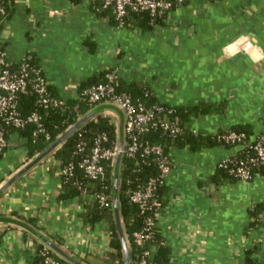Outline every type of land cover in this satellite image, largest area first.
Segmentation results:
<instances>
[{"label": "crops", "instance_id": "0c3cea01", "mask_svg": "<svg viewBox=\"0 0 264 264\" xmlns=\"http://www.w3.org/2000/svg\"><path fill=\"white\" fill-rule=\"evenodd\" d=\"M8 1L0 50L12 64L33 55L64 102L110 68L146 84L161 102L211 104L213 111L191 116L190 130L215 134L240 124L250 138L264 130V0H192L149 30L120 27L112 11L89 0ZM92 110L116 125L122 143V112L107 101ZM54 148L29 156L24 135L14 130L0 152V264H37L42 245L69 264H103L112 250L108 221L83 220L90 197H60ZM241 148L169 147L166 202L156 226L172 264H249L247 258L264 264V173L210 182L218 161ZM255 204L259 222L248 226Z\"/></svg>", "mask_w": 264, "mask_h": 264}, {"label": "trees", "instance_id": "16d2710c", "mask_svg": "<svg viewBox=\"0 0 264 264\" xmlns=\"http://www.w3.org/2000/svg\"><path fill=\"white\" fill-rule=\"evenodd\" d=\"M91 3L98 7L101 6L97 2ZM107 8L108 12L112 11V16L115 23H117L113 8L109 6ZM9 11V1L5 0V13L0 14V23L8 17ZM169 12L164 11L158 17L153 19L146 11H130L125 17V26L128 28H139L141 30L151 29L154 23L164 26ZM29 62L31 66L39 68L33 55H30ZM18 65V63H11L10 67L16 68ZM110 70V68L103 69L80 83L78 86L77 98L65 101L62 106L40 105L37 103L36 95L30 91L18 94L19 114L26 116L33 111L37 112L44 132L49 135L48 138H45L44 134L40 133L35 140H32L31 133L36 128L34 124L29 123L24 129H19V132L25 137V144L29 156L42 151L44 148L48 147V145L55 142L70 126L88 113L92 105L84 99L82 91L93 84L105 81V75ZM47 88L48 93L52 97L58 98L49 84H47ZM115 91L126 93L135 104H142L145 108L156 109L155 111H158V115L161 117L173 120L177 119L180 128L175 136H171L160 129H149L138 135L137 142L139 144V149L133 156H128L125 152H121L117 168L116 203H114L112 199L113 166L108 162H104V176L95 181H89L86 180V178H82L81 170L76 167L74 169V175L82 180L81 186L84 187L88 193L103 191L109 195L103 206H98L96 203L93 204V206H90L88 203L84 204L86 210L82 213L84 222L92 223L105 218L109 223L110 246L112 247V250L106 253V258L103 264H123L124 262L121 241L114 218L115 207L118 210L120 224L122 223L121 226L128 245L129 264H132L140 256L143 248L138 246L133 239V233L140 230L142 226L143 214L139 211L137 205L129 200V194L133 190L144 187L150 178H160L161 171L158 168L159 161L162 160L170 166L167 157L169 147H188L191 150H196L206 146L236 145L235 143L218 141L216 136L229 131L243 132L245 139L237 143L241 144L242 148L234 154L243 157L246 153V145L252 142L255 137L250 138L251 131L246 126L240 124H235L229 129L220 130L215 134H203L199 131L193 133L188 127L191 116L206 114L213 111L214 108L211 104L197 103L191 106H173L167 102L159 101L146 84L138 81H127L120 76L117 78ZM97 133H105L107 138L103 144L104 146L113 147L117 143L119 144L118 135L116 134V125L108 117L100 116L98 113H95L85 118L79 125H76L74 129L67 133L56 145L52 153L61 164L79 159L80 154H73L75 144L83 139L86 142L84 153L87 154L90 150L93 138ZM122 139L123 142H120L121 145L119 144V148L123 149L126 146L127 136L124 134ZM146 143L159 144L162 147L161 154L156 155L149 152L148 154L141 155V147ZM256 173H264V165L254 167L253 175ZM226 178L231 180L236 179L234 176L229 175L225 169L217 166L214 174L210 177V182L211 184L216 185ZM80 192L81 189L75 184H72L71 181H68V183L64 185L60 197L68 198L79 194ZM166 192L167 190L164 181L160 182L158 180L154 194L157 201V207L160 209L163 208V205L166 202ZM259 212L260 209L257 204L251 207L249 213L251 214L252 219H250L248 226H254L259 222ZM152 240L157 244V247L155 252L148 257L150 264H172L170 261V247L163 242L160 230L156 224L152 227ZM41 247L37 248V252ZM55 258L61 262H67L61 258L59 259L57 256H55ZM40 260V255L36 253V263L40 264ZM247 262L253 264V261L249 258H247Z\"/></svg>", "mask_w": 264, "mask_h": 264}, {"label": "built area", "instance_id": "2783aa9c", "mask_svg": "<svg viewBox=\"0 0 264 264\" xmlns=\"http://www.w3.org/2000/svg\"><path fill=\"white\" fill-rule=\"evenodd\" d=\"M97 2L103 7H112L117 20V25H126L125 17L130 11H146L155 19L164 11L169 12L174 7L192 0H89ZM5 13V0H0V14ZM154 25H158L154 23ZM243 49L250 47L248 42L241 46ZM239 49V47H237ZM30 55L27 54L18 63L16 68L10 67V62L6 60L3 51H0V152L7 147L8 137L12 131L24 129L31 123L36 128L31 133L32 140L43 133L48 138V133L44 132L40 117L37 112L22 116L18 111V94L27 91L36 95L37 103L43 106H62L64 101L54 98L48 93L47 84L40 67L35 68L29 62ZM119 74L115 69H111L105 75L106 80L93 84L82 91V96L92 106L103 101L113 104L121 110L124 120V133L127 136L126 146L122 149L116 144L113 147L104 146L106 141L105 133H97L94 136L90 150L84 153L86 142L82 139L75 144L73 154H80L79 159L71 160L59 165V175L62 187L71 181L82 194L90 197L91 204L103 206L109 197L103 191L88 193L81 186V179L74 175L75 167L82 172V178L95 181L104 176V162H108L114 167L118 152H125L128 156H133L139 149L137 137L140 133L149 129H160L163 132L175 136L180 128L177 119H166L158 115L156 109L145 108L142 104L133 103L132 99L124 92H116L115 86ZM159 109V108H157ZM11 129V130H10ZM196 133V129H191ZM218 141L224 143H239L245 139L243 132L229 131L216 136ZM246 153L243 157L236 155L227 156L218 161L217 166L225 169L229 175L238 180H249L253 176V168L264 165V130L255 136L252 142L246 145ZM152 152L161 154L162 147L159 144L146 143L141 147V155ZM161 171L160 178H150L142 188L133 190L129 194V200L137 205L143 214L142 226L140 230L133 233L134 242L143 247L140 256L133 264H150L148 257L156 250L157 244L152 240V227L156 224L157 217L161 211L157 207L154 194L158 180L164 181L169 166L162 160L158 163ZM145 246V247H144ZM41 260L40 264H69L61 262L55 258L48 245H42L38 252Z\"/></svg>", "mask_w": 264, "mask_h": 264}, {"label": "water", "instance_id": "95a60500", "mask_svg": "<svg viewBox=\"0 0 264 264\" xmlns=\"http://www.w3.org/2000/svg\"><path fill=\"white\" fill-rule=\"evenodd\" d=\"M111 106L113 108H116L113 104H111ZM93 113H94V110H92V111L88 112L86 115L82 116L76 123H74L72 126H70L67 129V131L60 138H58L55 142L50 144L47 147V151L53 149L54 147H56V145L60 142L61 139H63V137L67 133H69L72 129H74L76 127V125H79L85 118H87L88 116L92 115ZM120 155H121V152H118L116 160H115V163H114V175H113V187H112V199H113L114 203H116V198H117V196H116L117 170H118L117 168H118ZM114 218H115V222H116L119 238H120V241H121L122 251H123V255H124V264H129L128 245H127L126 237H125V234L123 232L122 226L120 224V220H119V216H118V210H117L116 207L114 208Z\"/></svg>", "mask_w": 264, "mask_h": 264}]
</instances>
